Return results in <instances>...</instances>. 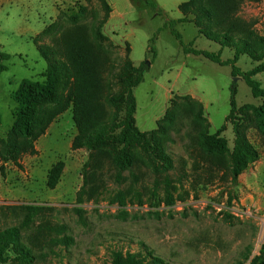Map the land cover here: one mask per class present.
<instances>
[{
	"label": "rangeland",
	"instance_id": "374dc122",
	"mask_svg": "<svg viewBox=\"0 0 264 264\" xmlns=\"http://www.w3.org/2000/svg\"><path fill=\"white\" fill-rule=\"evenodd\" d=\"M108 1L111 7L106 0H0V50L11 56L0 75V152L14 132L13 93L24 80H45L49 63L40 48L48 47L55 52L53 59L68 63L77 43L91 68L83 83L92 85L93 97H106L120 93L126 61L135 66L151 61L150 41L156 38V59L134 90L135 118L141 132L166 127L163 136L156 135L173 167L132 145L133 165L117 169L113 160L121 147L108 139L92 152L85 169L90 152L72 150L78 130L70 108L37 141L36 155H24L20 166L0 159V208H6L0 210V229L22 220L9 208H46L33 228L22 233L6 264H21L14 258L22 247L34 258L23 264H112L115 253L134 255L141 264H252L264 257L263 100L253 97L241 77L232 76L231 66L185 54L169 25L186 18L175 26L186 45L222 50L223 60L233 59V48H222L199 32L208 23L200 24L193 10L209 0H193L189 11L178 8L189 0ZM239 15L264 36V0L246 3ZM259 63L244 54L236 66L248 72ZM256 79L264 88V73ZM74 80L63 95L71 97ZM234 87L233 120L260 156L235 186L228 171L235 134L233 120H227ZM186 100L201 106V129L208 134L226 126L221 135L226 151L210 154L192 143L188 134L195 113ZM173 101L179 107H172ZM89 111L100 123L123 119L106 101L92 104ZM170 111L177 116L174 128L164 119ZM59 161L64 172L50 190L48 175Z\"/></svg>",
	"mask_w": 264,
	"mask_h": 264
},
{
	"label": "trees",
	"instance_id": "16d2710c",
	"mask_svg": "<svg viewBox=\"0 0 264 264\" xmlns=\"http://www.w3.org/2000/svg\"><path fill=\"white\" fill-rule=\"evenodd\" d=\"M225 1L227 0H209L193 12H197L196 19L200 24L206 25L208 23L206 30L200 28V34H203L208 40L220 44L222 48H233V59L223 60L222 50L214 53L197 50L186 45L181 34L175 29L177 23L187 22L186 18L173 21L169 25L172 34L179 41L185 54L203 57L220 66H231L232 76L235 78L241 77L251 89L253 97L263 100L261 128L264 131V88L256 79V76L264 73V36H260L253 29V23L248 22L239 15L246 3H259L261 0H228L229 4H225ZM192 2L193 0H190L182 4L179 10L189 11L192 8ZM106 3L108 2L106 1ZM149 5L155 8L154 4L149 3ZM155 40L156 38H153L150 41L151 61L140 66H135L132 61H126L120 78V93L106 97H93L92 85L83 83L82 78L89 76L91 68L89 67V61L86 60L83 54L82 47L77 43L70 49L68 63L53 59L55 52L48 47L40 48L41 56L49 63L43 74L45 80L42 82L24 80L13 93L12 98L16 103V108L13 111L15 127L14 132L3 144L0 152L1 161L3 163L12 162L20 166V160L24 155H36L37 141L47 133L50 126L61 115L73 108L78 133L72 141V150L85 149L90 152L85 169L91 164L92 152L108 139H113L121 147L113 160V166L117 169L123 170L133 165V159L129 153V148L132 145L140 147L164 167L171 169L173 161L165 154L164 144L161 142V138L156 135L163 136L166 127H160L156 133L141 132L136 125L135 118L137 99L134 90L143 83L147 69L156 59ZM244 54L252 55L260 62L259 65L248 72H242L236 64ZM10 59L9 54L0 50V75L8 70L5 63ZM72 79H75L74 91L71 97H67L63 95L62 91L69 88ZM236 93L237 90L234 87L231 111L227 120H233L237 112ZM105 101L109 105H114L123 113L122 120L112 125L100 123L91 118L89 109L92 104H100ZM186 101H188L191 111L195 113L191 123L192 130L188 134L192 143L197 144L210 154L215 151H226L227 141L221 136L226 126L223 125L215 134H208L207 131L201 129L204 121L201 106L191 103L189 100ZM172 107H179L177 101L172 102ZM175 117L177 116L171 111L166 113L164 117L171 128L176 126ZM232 125L235 142L228 171L232 179V185L235 186L243 172L259 161L260 156L241 130L239 124L233 120ZM117 131L119 132L117 133ZM64 168L65 164L62 161L57 162L51 168L47 182V187L50 190L57 187ZM9 210L22 217V220L18 225L0 229V264L8 263L13 249L21 243L22 233L33 228L38 218L46 211V208L36 205H18L9 208ZM24 249L22 247L14 258L15 261H21V264L27 261L32 262L34 259L29 254L30 250L26 248V252H24ZM112 264H141V262L134 255L123 257L121 253H115ZM252 264H264V257L255 258Z\"/></svg>",
	"mask_w": 264,
	"mask_h": 264
},
{
	"label": "crops",
	"instance_id": "0c3cea01",
	"mask_svg": "<svg viewBox=\"0 0 264 264\" xmlns=\"http://www.w3.org/2000/svg\"><path fill=\"white\" fill-rule=\"evenodd\" d=\"M106 1H107L108 4H109V1H108V0H106ZM189 1H190V0H189ZM189 1H187V2H189ZM187 2H184V3H182V4H185V3H187ZM0 4H1V2H0ZM182 4H180L178 8H180V6H181ZM109 5H110V7H111V4H109ZM111 9H112V8H111Z\"/></svg>",
	"mask_w": 264,
	"mask_h": 264
}]
</instances>
